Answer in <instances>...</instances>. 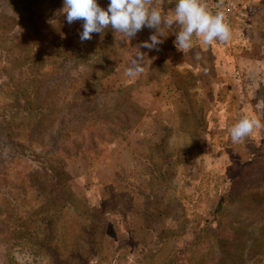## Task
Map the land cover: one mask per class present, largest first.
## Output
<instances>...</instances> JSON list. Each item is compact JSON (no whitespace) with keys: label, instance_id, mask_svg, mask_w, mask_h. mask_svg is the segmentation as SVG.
I'll return each instance as SVG.
<instances>
[{"label":"rangeland","instance_id":"1","mask_svg":"<svg viewBox=\"0 0 264 264\" xmlns=\"http://www.w3.org/2000/svg\"><path fill=\"white\" fill-rule=\"evenodd\" d=\"M203 3L231 38L185 55L179 25L81 42L63 0H0V264H264V126L230 134L264 125V0Z\"/></svg>","mask_w":264,"mask_h":264},{"label":"clouds","instance_id":"2","mask_svg":"<svg viewBox=\"0 0 264 264\" xmlns=\"http://www.w3.org/2000/svg\"><path fill=\"white\" fill-rule=\"evenodd\" d=\"M174 7L166 14L161 0H109L107 8L98 0H63L61 13H66L68 24L82 21L80 41L92 39L93 33L101 34L106 29L122 34L121 41L127 42L144 27L155 29L148 40L139 45L149 50L157 49L165 37L162 26H180L174 44L178 51L186 53L193 47V37L203 43L227 42L231 38L230 26L223 11H211L203 0H168ZM143 52H138L126 70L129 77L143 73ZM264 125L256 117L243 116L230 129L232 143H240Z\"/></svg>","mask_w":264,"mask_h":264},{"label":"crops","instance_id":"3","mask_svg":"<svg viewBox=\"0 0 264 264\" xmlns=\"http://www.w3.org/2000/svg\"><path fill=\"white\" fill-rule=\"evenodd\" d=\"M227 56V55H226ZM228 57V56H227ZM216 60H217V62H218V66L219 67H221V69H223L224 70V72L226 73V75H228L227 77H228V82H230L231 83V78L232 77H230V75L229 74H231V71L229 70V68H228V65H229V62H230V58L229 59H227L226 57L225 58H223V56L222 55H218L217 56V58H216ZM217 66V67H218ZM228 85H229V83H228ZM230 107V106H229Z\"/></svg>","mask_w":264,"mask_h":264},{"label":"trees","instance_id":"4","mask_svg":"<svg viewBox=\"0 0 264 264\" xmlns=\"http://www.w3.org/2000/svg\"><path fill=\"white\" fill-rule=\"evenodd\" d=\"M179 251V254L176 255V262H181V264L184 263V261L188 262L189 260L188 259H185L186 258V252H187V249L186 248H181L178 250ZM184 255V256H183ZM183 256V257H182ZM185 259V260H184Z\"/></svg>","mask_w":264,"mask_h":264}]
</instances>
